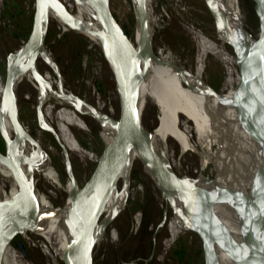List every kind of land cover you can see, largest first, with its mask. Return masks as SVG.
Listing matches in <instances>:
<instances>
[{
	"label": "bare ground",
	"instance_id": "1",
	"mask_svg": "<svg viewBox=\"0 0 264 264\" xmlns=\"http://www.w3.org/2000/svg\"><path fill=\"white\" fill-rule=\"evenodd\" d=\"M52 1L56 3L62 12L66 13L71 24L61 19L52 7H48L46 19L53 17L69 31L84 34L89 38V46L96 43L99 47L100 41L97 37L100 32L99 19L96 10L91 5L86 2L69 0L68 12L58 0ZM149 1L144 0L146 23L147 15L151 17ZM245 1L252 5L253 10L254 5H256L255 1H257V6L261 11L256 10V13H254L257 26L252 34L243 28L244 18L238 0H212L214 6L224 15L225 21L240 30L244 45L254 53L258 41L264 40V26H260V21L264 25V0ZM1 2L2 0H0V5ZM151 18L155 20V18ZM193 39L197 44L195 67L199 73H201L200 54L203 50L213 52L222 59L224 64L229 65V68H226V77L220 95L212 92L208 86V90L213 95L203 92L201 79L198 80L197 86L193 87L170 66L153 55L149 60L145 76L136 80L137 88L134 95V109L141 126L142 109L146 102H152L153 107L156 109L155 125L150 131L143 129L146 131L152 151L172 173L167 156V136L176 126L178 118H182L189 152L196 157V165L195 167L193 165L190 176V186L202 194L211 195L215 198L209 204V208L223 227L227 237L233 243L238 244L243 234V220L246 219L247 211L253 204L256 207L254 209V218L250 221L258 228L260 235L264 233V189L257 196L251 198L252 188L247 192L245 184L240 177L242 172L245 171L248 161L253 160L257 167L264 163V151L256 144L258 139L242 129L237 122L230 97L237 91L240 95L239 97H241V93L242 91L245 93V89L237 88L235 90L231 86L233 81L236 86L238 85V73L234 69V59L226 52L224 35L222 32L217 31L218 45L209 42L195 32H193ZM131 44L134 49H137L135 44ZM150 47L152 50V44H150ZM36 61H41L47 67V71H39L35 63L38 73L54 90L53 93L46 92L41 101L40 112L43 122L47 126L52 127L58 134L68 154H74L80 159L87 157L86 151L80 147L70 132L68 122L76 121L84 124L83 119L88 116L87 113L96 111L83 102L76 106L72 94L65 89L62 78L60 74L58 75L53 64L54 61L45 48L37 55ZM22 83L29 84L35 91L36 96L32 106L35 109L37 105V85L29 71L20 74L16 78L15 89ZM2 90L3 85L0 80V98ZM98 114L102 119L110 120L101 113ZM93 121L101 133L99 138L104 145L108 144L114 135V130L106 123L100 125L95 120ZM0 125L4 129L6 136L11 139L13 137L12 128L5 111L0 112ZM221 128H224L225 134ZM254 145L257 147L255 152L252 151ZM20 149L25 155L30 151V147L26 144ZM33 153L35 156L37 155V152ZM93 161L96 162L97 157H94ZM135 163L141 165L145 177L153 183L155 190L160 195V201L168 204L172 212L179 216L177 221L169 218L167 223L168 237L164 242V247L172 242L180 231L187 227L190 231L200 228L205 231L202 240L207 249L208 264H240L222 250L217 240L208 237L210 228L208 218L205 215L189 213L185 209V206L189 205L186 199L176 194L167 193L162 189L150 164L135 146L130 147L126 166L119 179L118 186L107 201L103 218L97 227L95 245L102 240L104 228L124 208L123 200L128 187L129 171ZM35 164L37 168L33 172L43 179L49 185V188H46L43 194L35 187L36 209L34 218L28 227L18 235L29 244L34 243L32 241L33 236L37 238L35 243L42 249V253L52 258L54 264H56L53 259L52 243L54 242L57 250L64 256L66 240L70 237L68 214L73 200L71 183L67 176L62 177L60 175L49 159L38 158ZM224 165H226L229 174L227 182L224 176ZM22 172L26 175L24 168H22ZM5 183L10 186V190L7 192L4 191ZM33 184L35 186L34 182ZM15 192L16 186L9 172L0 163V204L9 201L15 195ZM58 194L63 195L62 202L58 206L52 205L46 198L47 196L55 198ZM237 195L242 198L241 202H236ZM258 199L259 202L256 203ZM229 201H235L236 205L229 204ZM110 234L111 238L114 239L115 233L113 230ZM5 251L6 248L3 251L0 264H7Z\"/></svg>",
	"mask_w": 264,
	"mask_h": 264
},
{
	"label": "rangeland",
	"instance_id": "2",
	"mask_svg": "<svg viewBox=\"0 0 264 264\" xmlns=\"http://www.w3.org/2000/svg\"><path fill=\"white\" fill-rule=\"evenodd\" d=\"M58 1L69 12V0ZM238 2L244 18L243 28L252 34L257 26L252 5L245 0ZM135 3L136 0H108L111 15L130 38V42L138 47L139 34L133 17ZM149 7L151 17L155 18L152 21L147 19L153 55L170 66L193 87H196L198 80L201 79L203 92L213 95L208 90V86L220 95L226 77V68H229V65L224 64L213 52L203 50L200 54L201 73L195 67L197 44L193 39V32L211 43L217 42L215 25L202 0H150ZM32 13L33 0H2L1 2L0 80L2 85L6 56L24 43L26 33L31 27ZM47 21L44 48L54 61L65 89L96 112H100L108 119L116 120L118 101L114 82L98 45L94 43L89 46V38L84 34L69 31L53 17H48ZM225 49L233 58L229 48L225 46ZM36 68L39 71L48 70L41 61H36ZM234 69L236 70L235 66ZM231 86L235 88L234 81ZM35 96V91L27 83L16 87L18 117L27 133L45 151L53 167L65 177L60 150L49 133L37 128L36 116L32 108ZM155 112L152 102H146L140 117L142 128L152 130L155 125ZM83 122L84 124L76 121L68 122L74 139L88 154L83 159L68 154L71 174L78 188L91 174L95 165L93 158L99 156L104 145L93 119L87 116L84 117ZM166 147L169 165L174 175L190 185L196 157L189 152L182 118H178L176 126L168 134ZM2 150L1 147V153ZM32 174L35 187L44 194L49 185L35 172ZM9 190V184L5 183L4 191ZM46 198L52 205L58 206L62 202L63 195ZM123 203L122 212L104 228L102 240L94 246L93 264H203L200 240L188 227L180 231L173 241L164 247L168 237L169 218L177 221L179 216L172 212L168 204L160 201L159 193L153 183L145 177L139 163H135L129 171L128 187ZM255 207L253 204L247 211L246 218L249 220L254 218ZM112 230L115 233L114 239L110 234ZM32 241L34 243L29 244L17 236L14 242H11L9 246L15 252L12 263L54 264L52 258L45 256L39 245L35 243L37 238L33 236ZM52 253L56 264H62L63 256L54 242Z\"/></svg>",
	"mask_w": 264,
	"mask_h": 264
},
{
	"label": "water",
	"instance_id": "3",
	"mask_svg": "<svg viewBox=\"0 0 264 264\" xmlns=\"http://www.w3.org/2000/svg\"><path fill=\"white\" fill-rule=\"evenodd\" d=\"M73 1L86 2L96 10L100 25V32L97 34L100 41L98 49L111 72L118 101L116 120L102 119L94 111H89L87 115L100 125L108 124L114 130V135L108 144L103 145L91 174L78 188L71 174L66 149L54 129L42 120L41 101L46 92L53 93L54 90L35 68L37 55L44 48L48 7H52L64 21L70 24L71 21L54 1L33 0L31 27L26 40L17 50L6 56L0 98V112H6L13 133V137L9 139L0 125V141L3 149L2 153L0 152V163L9 172L16 186L15 195L9 201L0 204V262L4 249L28 227L34 218L36 200L32 173L37 168L35 163L38 158L49 159L38 142L24 129L18 117L14 83L20 74L29 71L37 85V105L34 109L37 128L51 135L61 152L64 173L71 183L73 200L68 214L70 237L66 238L62 264H93L92 252L96 244L97 227L109 197L118 186L131 146H135L144 155L165 192L186 199L189 205L185 206V209L189 213L202 214L208 218L210 228L208 237L217 240L225 253L240 264H264V233L260 235L258 228L246 218L243 220L241 241L238 244L233 243L209 208V204L215 198L195 190L166 168L152 151L146 131L140 126L134 109L136 80L145 76L149 60L153 56L144 0H136L134 7L133 17L139 34L137 49H134L129 37L111 15L108 0ZM202 2L216 31L224 35L226 46L233 56L238 73V85L235 86V90L245 89L241 97L238 91L230 97L237 122L242 129L255 136L264 147V40L258 41L257 48L252 53L244 45L240 30L225 21L224 15L214 6L212 0H202ZM255 2L254 13L256 10L260 11L257 1ZM262 24L260 21L261 27L264 26ZM53 64L59 75L55 63ZM72 97L76 106L83 102L74 95ZM221 129L225 134L224 128ZM24 144L30 147L27 155L20 149ZM33 152H37V155L35 156ZM22 168L26 175L22 172ZM244 176L252 179L251 198H254L264 189V163L255 170L248 171ZM236 198V202H241L240 196L237 195ZM228 203L236 205L235 201ZM193 232L201 243L203 264H208V253L202 240L205 231L197 228Z\"/></svg>",
	"mask_w": 264,
	"mask_h": 264
},
{
	"label": "trees",
	"instance_id": "4",
	"mask_svg": "<svg viewBox=\"0 0 264 264\" xmlns=\"http://www.w3.org/2000/svg\"><path fill=\"white\" fill-rule=\"evenodd\" d=\"M28 33H29V31H27V35H28ZM125 33V32H124ZM27 35L25 36V40H26V37H27ZM125 35L127 36V34L125 33ZM24 40V41H25ZM214 91H215V89H213ZM256 144L259 146V148H261L263 151H264V147L262 146V144L259 142V140L256 142ZM1 147H2V144H1V141H0V149H1ZM256 149H257V147L254 145L253 147H252V151L253 152H255L256 151ZM256 167H257V165H256V163L253 161V160H250V161H248L247 162V164H246V169H245V171L244 172H242V174H241V179H242V181L244 182V184H245V188H246V191L247 192H249L250 190H251V181H252V179L251 178H246V176H244L248 171H250V170H255L256 169ZM224 176H225V180H226V182H227V180H228V178H229V174H228V172H227V169H226V165H224ZM251 177V176H250ZM259 202V199L256 201V203H258ZM16 239V237L11 241V242H14V240ZM11 242H10V244H11ZM5 253H6V259H7V264H13L12 263V261H13V259H14V257H15V252L13 251V249L10 247V246H7L6 247V251H5Z\"/></svg>",
	"mask_w": 264,
	"mask_h": 264
},
{
	"label": "flooded vegetation",
	"instance_id": "5",
	"mask_svg": "<svg viewBox=\"0 0 264 264\" xmlns=\"http://www.w3.org/2000/svg\"><path fill=\"white\" fill-rule=\"evenodd\" d=\"M216 39H217V37H216ZM208 40V39H207ZM209 41V40H208ZM210 42V41H209ZM213 44H215V45H218V40H217V42L216 43H213ZM100 113V112H99ZM64 146V145H63ZM65 147V146H64Z\"/></svg>",
	"mask_w": 264,
	"mask_h": 264
},
{
	"label": "crops",
	"instance_id": "6",
	"mask_svg": "<svg viewBox=\"0 0 264 264\" xmlns=\"http://www.w3.org/2000/svg\"><path fill=\"white\" fill-rule=\"evenodd\" d=\"M147 19L148 20H150V21H152L153 19L151 18V17H149L148 15H147Z\"/></svg>",
	"mask_w": 264,
	"mask_h": 264
}]
</instances>
